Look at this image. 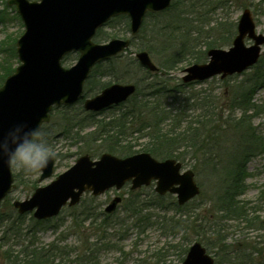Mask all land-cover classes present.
Returning <instances> with one entry per match:
<instances>
[{
  "label": "rangeland",
  "instance_id": "obj_1",
  "mask_svg": "<svg viewBox=\"0 0 264 264\" xmlns=\"http://www.w3.org/2000/svg\"><path fill=\"white\" fill-rule=\"evenodd\" d=\"M174 1L179 9L163 14L161 23L156 17L146 15L141 30L135 36L130 33L127 15L117 16L98 30L94 40L99 43L113 38H131L132 42L118 56L97 64L85 82V97L72 105L54 108L51 120L42 127L43 134L39 140L51 144L59 157L53 177L69 168L84 153L89 152L97 158L106 151L107 144L95 141L102 133L104 123V129L110 122L111 129L117 132L125 123L127 128L123 131L125 136H129V145H133L135 150L145 147L151 141L150 134H147L150 128L144 126L151 123L153 114L150 110L157 106L156 114L169 117L161 125L167 131L185 130L189 121L195 122L193 127H200V147L214 151L222 160V171L231 166L228 161L233 156H241L244 149L252 146L251 156L239 157L248 160L247 188L239 198L250 210L257 211L255 216L264 218V47L260 61L241 74L224 79L216 76L192 84L182 81L184 69L192 64L193 52L206 50V43H216V47L226 49L232 45L237 21L245 8L251 9L257 30L264 34V0H210L206 7L200 4L205 0ZM174 21L187 24L179 26ZM164 23H175V31L162 28ZM24 30L16 7L8 5L7 0H0V86L9 75L5 76V72L14 71L20 64L16 42ZM184 31H189V35H181ZM160 32L163 35L173 33L165 38ZM187 41L185 48L182 44ZM251 43L246 40V44ZM141 50L148 51L159 66L157 72L148 75L140 66L136 54ZM78 57L79 52H71L62 63L70 67ZM168 59L173 61L172 69L163 68L162 64ZM208 60L207 55L204 62ZM260 79L262 81L252 96L254 109L243 118L244 107L234 104L238 103L235 99L241 95L243 85L249 87V83ZM112 83L135 84L138 92L134 98L100 112H89L83 108L86 97L98 94ZM153 85L156 88L151 91L148 87ZM145 103L148 107L141 108ZM171 117L175 119L174 124ZM237 121H241L240 125ZM151 130H155L154 126ZM94 131L93 140V136L87 133ZM179 150L186 152L183 147ZM191 154L180 162L185 170L195 172L201 193L185 206L179 207L176 196L172 194L159 198L154 183L138 188L133 194L130 182L121 190L112 188L99 196L85 193L78 205L65 207L50 222L37 225L38 244L48 246L55 242L65 247L62 257L58 258L64 264H78L77 255L83 257L86 254L96 264H181V248H189L196 241L206 246L215 258V264H264V230L257 226L224 219L219 222L221 237L213 231L198 234L194 227L188 226L194 225L193 216L196 214L199 217L197 225H201L203 217L222 215L216 212L217 196L223 187L222 176H217L210 165ZM13 173L16 187L0 204L1 222L11 215L14 200L28 198L37 186L51 180L39 182L40 172L26 174L13 169ZM116 196L122 197V201L113 212L106 213L105 208ZM31 216L32 213L25 215V225ZM2 228L0 224V235Z\"/></svg>",
  "mask_w": 264,
  "mask_h": 264
},
{
  "label": "water",
  "instance_id": "obj_2",
  "mask_svg": "<svg viewBox=\"0 0 264 264\" xmlns=\"http://www.w3.org/2000/svg\"><path fill=\"white\" fill-rule=\"evenodd\" d=\"M172 0H8L16 5L25 25V32L17 40V54L21 61L14 73L0 87V147L5 144L3 131L13 124L26 123L40 127L50 120L54 106L70 105L81 97L92 68L100 61L117 55L130 45L129 39L113 38L106 43L93 40L96 31L112 17H130V28L137 34L148 11L167 9ZM246 38L252 44H246ZM264 34L257 26L250 8H245L238 20L237 34L229 49L211 48L208 62L195 63L184 69L183 82L204 81L220 75L225 78L242 73L255 65L261 56ZM79 52L71 67L62 64L63 58ZM140 64L150 71L158 66L147 51L137 53ZM136 85L113 83L97 95L85 100L86 110L99 111L127 100ZM23 128H14L7 135L10 142L22 135ZM55 162L39 177L42 182L54 174ZM135 190L155 181V191L175 194L179 205L200 194L192 169L182 171V163L175 158L158 160L149 152L119 157L105 152L98 159L81 155L66 171L49 184L39 186L24 200H15L18 213L33 212L36 219H48L60 213L65 205H76L83 193L101 195L115 187L120 190L127 182ZM15 187L12 169L0 164V203ZM70 200V201H69ZM122 201L115 197L106 207L113 212ZM201 242H194L182 264H214Z\"/></svg>",
  "mask_w": 264,
  "mask_h": 264
},
{
  "label": "trees",
  "instance_id": "obj_3",
  "mask_svg": "<svg viewBox=\"0 0 264 264\" xmlns=\"http://www.w3.org/2000/svg\"><path fill=\"white\" fill-rule=\"evenodd\" d=\"M209 2L210 0H205L203 3L200 4L206 7L209 4ZM174 9H179V8L177 6V3H175V1L173 0V3L168 10L158 13H148V15L154 18L156 17V20L161 23L162 22L160 19L161 16L163 14H166L168 11H173ZM176 14L178 13L176 12ZM156 20L154 21L157 22ZM175 23L179 24V26H181L180 24L183 25L187 24V22L182 23L181 21ZM175 23H166V24L164 23L162 24L164 25L162 26V28H166L167 31H175L174 29ZM172 33L173 32L171 33L169 32V34L163 35V33L160 32V35L167 38V37H171ZM181 35L188 36L189 31L188 32L184 31L181 33ZM164 41H169V40L164 39ZM187 44L188 41L187 43L182 45L183 47L187 48ZM216 46H217L216 43H206L205 46L206 50L199 53L193 52L191 56V60H192L191 63L193 64V63L204 62L207 57V49ZM147 49L150 50L151 47ZM150 52L153 53L155 51H150ZM165 62H166L164 63L165 65L162 64L163 68L172 69V66H174L173 61L171 59L170 60L168 59ZM12 72L13 71L11 70L5 72L6 74L5 76H7ZM146 73L148 75L152 74L147 70ZM261 81L262 79H260L259 81L255 80L253 83L248 84L249 87H247V85H243L241 89L242 96L239 95V97L235 99V101H237L238 103H234V104L236 105L239 104V107L242 106L244 107L245 114L243 115V118L246 116L248 111L254 109V103H252V96L255 88H257V85ZM164 82L166 81L164 80ZM180 86H183V84H181ZM148 88H151V91H154L156 86L153 85ZM135 95H133L130 99L134 98ZM147 107H148L147 103L141 106V108L144 109ZM155 108L157 109V106L153 107V109L150 110V114L151 113L153 114L150 116L151 123L146 124L144 126V128L146 127L150 128L147 134H150L149 139L151 142L146 143L145 147H143L142 149L135 150L133 145H129L130 143L128 142L129 136H125V133L123 131V128H127V125H125V123L122 125V129L119 132H117V130L114 131L111 129L110 122H108L109 124L107 123L108 124L107 129H104L106 123L102 124L103 126L102 133H100L99 136L95 138V141H101L107 144L105 145L107 148L105 152L121 154L123 156L130 155L139 151H148L155 157H161L163 159L168 157H174L180 161L181 160L184 161L186 157L190 153H192L190 156H195L197 159H199V161L204 160V163L206 165H210L212 169L216 172L215 174L217 176L219 175L222 176L223 187L218 193L217 196L218 204L216 208V212L221 213L222 215L218 217L208 215L207 218L203 217L200 219L201 225H197L196 222L199 221V217L198 214H196L195 216H193V218H195L194 225H188V226L194 227L195 228L194 230L198 234H200L201 232L203 234H207L210 231L211 232L213 231V233L220 235L222 229L219 228L220 227L219 222L223 221L224 219L225 220L231 219V220L242 221L249 224L250 226H257L258 229L260 228L264 230V218H262L260 215L255 216L257 211L250 210V208H248L245 205V202L241 201L239 198L245 193L247 188L246 180L248 178V173H247L248 171L246 164L248 160L247 158L244 159V157L251 156L252 146L248 148L245 147L246 149H244V152H242L243 154L241 155V156L244 155V157L239 158L241 156H233L232 159L228 161L231 164V166L228 167L226 170L222 171L221 170L222 169L221 166H223L221 164L222 160L214 153V151L211 148L205 150L202 147H200V145H202V142L200 141V135H201L200 127H193L192 124L195 122L189 121V123H187L186 125L185 130L180 129L172 133L171 131H167L163 127H161V125L166 121L165 118H169V117L167 115L156 114ZM171 119H172V124H174L175 119H173V117H171ZM239 120H241V118ZM240 122L241 121H237L239 125ZM196 123L201 124V122H196ZM97 125H101V124L98 123ZM152 126H154L155 130H151ZM95 133L96 131L87 134L92 135L94 140ZM113 133L116 134L114 135ZM182 147L186 149L187 154L185 151L180 152L179 149H181ZM35 184L36 182H34V185ZM130 192L131 194L134 193V191H130ZM159 198H163V197L159 196ZM179 207H183V206H179ZM11 209H12L11 215H9L6 212L9 216L6 217L5 220H2L1 222V218H0V224L1 226H3L0 235V259L2 260L0 264H64V261L62 259L58 260V258L62 257L61 254L62 252H65V247H61L55 242H51L48 246H40L36 239L38 232L37 225L41 223H45L47 221L50 222L51 219L36 220L31 216L28 225H25V215H20L17 212H15L16 210L12 206ZM201 226L203 229H197V227H201ZM187 250L188 248L185 247L181 248L180 261H183ZM67 254L70 255V253ZM76 258L78 264H96L94 263L93 258L91 256H88L87 254L84 255L83 257H79V255H77Z\"/></svg>",
  "mask_w": 264,
  "mask_h": 264
},
{
  "label": "clouds",
  "instance_id": "obj_4",
  "mask_svg": "<svg viewBox=\"0 0 264 264\" xmlns=\"http://www.w3.org/2000/svg\"><path fill=\"white\" fill-rule=\"evenodd\" d=\"M14 128H23L22 135L8 142L7 135ZM43 131L39 125L29 127L26 123L13 124L3 131L5 144L0 147V164L26 174L43 172L59 159L55 148L39 138Z\"/></svg>",
  "mask_w": 264,
  "mask_h": 264
}]
</instances>
